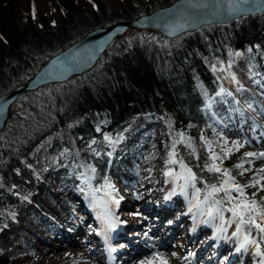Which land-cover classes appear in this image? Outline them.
<instances>
[{
    "label": "trees",
    "instance_id": "trees-1",
    "mask_svg": "<svg viewBox=\"0 0 264 264\" xmlns=\"http://www.w3.org/2000/svg\"><path fill=\"white\" fill-rule=\"evenodd\" d=\"M172 1L0 0V95L25 82L49 57L88 31L132 20ZM126 35L114 41L88 73L42 86L13 105L0 132V264L31 262L33 243L42 229L40 218L49 216L47 209L58 212L67 200L64 193L80 172L78 159L104 170L108 155L99 140L109 134L116 148L115 138L137 116L169 115L174 129L188 133L195 146L191 150L177 143L176 160L192 170L204 189L206 184L219 182L221 174L205 167L212 160L201 140L209 136L203 108L221 84L225 90L235 89L241 83L247 85L251 75L264 73V11L225 25L204 26L178 36L175 42L142 30ZM229 51L239 53V68L243 63L251 66L249 75L239 72L237 79L230 72L228 78L212 68L213 59L229 68L235 66ZM20 106L25 107L23 113L17 111ZM100 118L104 122L99 123ZM65 129L73 139L75 167L64 155L58 167L43 171L35 149ZM91 141L93 151L85 150ZM57 145L61 143L54 138L49 151L56 152L53 146ZM128 148L122 154L126 162L138 154ZM223 161L221 169L240 179L237 167ZM19 204L22 213L13 209ZM223 205L231 207L227 201Z\"/></svg>",
    "mask_w": 264,
    "mask_h": 264
},
{
    "label": "rangeland",
    "instance_id": "rangeland-1",
    "mask_svg": "<svg viewBox=\"0 0 264 264\" xmlns=\"http://www.w3.org/2000/svg\"><path fill=\"white\" fill-rule=\"evenodd\" d=\"M126 37L128 38L129 36L126 35ZM179 37L171 40L175 42ZM228 57L235 66L229 68L230 66L217 59L212 61V68L218 70L221 76L229 78V73L231 72L238 79L239 72H244L247 75L251 73L250 65L243 63L244 65L242 64L240 68L237 66L236 55L232 51L228 52ZM251 76L248 78L249 83L247 85L241 83L242 85L235 89L233 87L226 89L234 91L233 96L232 92L229 91L231 92L230 94L221 84L219 92L206 99L203 113L207 118L209 136H201V140L206 145L209 155L215 153L220 157V159L215 161L212 160V163L219 165L220 168L224 162L223 158L235 166L242 165V167H237L240 179L236 180L234 178V181L242 186L254 185L244 187V196L248 200L255 199L259 203V200L264 198V190H262L264 189V172L260 171L264 169L262 167L264 158L261 160L255 158V160L250 162L244 155L243 149H245V146L251 147L258 156V154L264 153V144H259V146L255 147V145L253 146V144L247 142L245 138L240 137L238 131H231L230 128L231 125L238 127L245 137H251L252 134L258 136V133L264 132V116H262L264 115V73ZM226 93L228 94L226 95ZM24 110L25 107L20 106L17 111L23 113ZM102 122H104V119L100 118L99 123ZM263 136L264 134L262 133L261 137ZM54 138H57L61 145L59 148H57L58 145L53 146L57 148L56 152H50ZM258 141L264 142L260 138H258ZM114 142L116 148L112 147L113 143L110 141L109 134H104L102 139L99 140L98 144L103 147V150L108 155L106 167L102 171H98L93 164L83 158L78 159L80 161V172L76 182L64 193L67 196V200L63 201L64 203L56 213L47 209V214L53 218L48 215H43L40 218L42 229L39 233L40 237L33 243L35 255L29 264H75L79 260L86 258L96 264H100L92 255L94 248H97L96 252L98 251V254H101L104 248L108 257L114 256V258L110 259L111 262L118 260L116 264H121L122 259L119 253L126 250L118 248L125 246V235L114 236L109 239L107 244L109 250L104 245L105 243L96 242L97 239L101 241L102 230L109 228L108 224L113 217L114 221L118 219L125 224V228H130V226L142 227L137 237L140 239L147 237L144 241L150 243L153 241L154 234H149L148 229L145 228L146 225L142 226L145 224V220L153 223L157 229L160 227V232L162 233L167 226L166 222L174 223L176 220L179 221L180 214L188 210V204L183 207L177 205L176 210H173L170 215L171 218L163 217L158 213L154 214L157 209L160 208L159 210H161L168 202L173 205L174 193L180 192L178 190L179 183L184 181L176 178V175L181 172L179 163H167L169 153L173 151L174 142L175 148L177 143H182L188 147L190 142L191 148H188L191 150L195 149L190 135L184 131L175 130L173 120L169 115L154 119L148 115L137 116L115 138ZM234 142L237 147L233 146ZM68 143L71 146L73 139L69 131L65 129L64 132L55 135V137L47 138L37 146L34 151V157L38 158L43 171L58 167L60 165L59 158L64 157V155L69 156L71 159L73 155H76L73 150L74 146L68 147ZM94 147L95 145L91 141L84 149L93 151ZM127 148L128 150L136 149L138 151L137 157L129 158L128 162L122 157V154L127 152ZM226 150H230L227 156L224 154ZM113 152H116V155ZM173 159H176V157L174 156ZM73 161L75 163V160L72 159L70 165L75 167ZM169 171L173 175L166 176L165 173ZM106 181L111 187L106 185ZM194 183L204 193L200 197L196 195L195 188L191 185L185 188L182 192L183 197L184 195H188L189 198H191V195L195 196L190 201L191 204H195L197 201H204L205 195L202 185L196 181ZM231 195L233 197L238 196L236 192H232ZM209 201L212 203V200ZM182 202L185 201L182 200ZM204 206L208 207V204L205 203ZM13 209L21 213L24 210L21 204L14 206ZM189 209L191 210V207ZM222 209L227 208L222 206ZM227 212L229 213L230 211ZM194 215L190 216L189 223L184 226L180 224V229H182L181 236L170 238L169 242L173 251L170 257L180 263L204 264L208 261L209 264H226L228 258L235 250L234 241L236 242V237L232 241L233 251L229 255L224 254L223 251L221 254L214 256V252H211L213 250L212 246H214L212 241L210 243V240H208V246L206 247V240H200V238L203 236V239L205 237L207 239L206 234L209 233L213 235L212 226L219 223L221 218L214 212L212 221L209 222V227L207 226L202 232L200 231V235L196 238L193 233H190L194 225L193 217H197L196 214ZM230 215L232 216V214ZM257 222H260L259 219ZM230 225L232 228H236L235 222ZM245 227L247 228L249 241L257 239V244L248 242L246 249L243 250L244 254L239 255V260L246 254L248 255L247 261H249V264H264V234L259 233L257 229L248 225H245ZM169 233L170 231H167L168 236L170 235ZM217 233L218 239H223L227 235L226 229L221 230V232L217 230ZM121 237H123V240ZM102 238L105 237L102 236ZM208 248L210 249L207 250ZM257 251H259L260 255H257ZM24 255L16 256V258H21ZM234 261L237 264L239 263L238 260L234 259Z\"/></svg>",
    "mask_w": 264,
    "mask_h": 264
},
{
    "label": "water",
    "instance_id": "water-1",
    "mask_svg": "<svg viewBox=\"0 0 264 264\" xmlns=\"http://www.w3.org/2000/svg\"><path fill=\"white\" fill-rule=\"evenodd\" d=\"M199 0H173L165 6L132 20L116 21L105 27L94 28L64 49L43 62L25 82L14 85L0 95V132L4 130L11 117L13 105L19 98L38 88L65 83L72 77L91 71L108 47L116 40H121L130 30H142L171 40L186 33L195 32L204 26L225 25L244 16L260 14L264 11V0H249L240 4L239 10L227 11L228 0H220V7L215 8L217 0H207V9L193 8ZM238 4L239 0H231Z\"/></svg>",
    "mask_w": 264,
    "mask_h": 264
},
{
    "label": "bare ground",
    "instance_id": "bare-ground-1",
    "mask_svg": "<svg viewBox=\"0 0 264 264\" xmlns=\"http://www.w3.org/2000/svg\"><path fill=\"white\" fill-rule=\"evenodd\" d=\"M245 95V94H244ZM264 97V96H263ZM246 98V97H245ZM248 99V98H246ZM258 106H260L259 103H257ZM257 109V108H256ZM264 116V115H262ZM261 116V117H262ZM234 125H231V131H238L240 133V137L245 138L247 142L253 144V146L255 145V147L259 146V144H264L261 143L260 141H258V138H260L261 141H264V136L261 137L262 133H258V136L256 134H252L251 137H245L244 133L240 132V129L238 127H233ZM238 134V133H237ZM239 136V134H238ZM236 139V138H235ZM237 140V139H236ZM244 155L246 153H254L253 149L251 147H244ZM255 154V153H254ZM247 159L251 161L255 160V158L257 160H261L262 158L259 157V154L257 156L254 157H246ZM262 167H264V163L262 164ZM179 183V182H178ZM184 184V181L182 183H179V191L180 192H175L174 193V203L169 204L166 203L165 206H163L161 208V210L157 209V211L154 212V214L156 215L157 213L163 217H170V215L172 214L173 210H176L177 205H180V207H183L184 205L188 204V210L186 212L183 211L182 214H180L179 217V221L176 220V222H169L170 226L165 227V231L164 232H160V227L157 229L153 223L151 224L152 227V233L154 235H156L152 240V242L150 243H146L143 239H146V237L143 239H140L137 237V235L139 234V230L140 228L142 229V227H131L130 228H125V224H123L122 222H120L118 219L117 221H114V217L110 220V223L113 222L112 227L108 228L107 230L103 229L102 230V236L104 237L109 235L111 232H114L113 229L117 228L118 232L120 234V236L123 235V233H125L126 237L128 238L127 242L125 243V250L126 251H120L119 255H121L122 258V263L121 264H188V263H180L177 260H174L170 257V254H172V245L169 242L170 238L172 236L175 238H178L179 236L182 235V229H180V224L181 225H185L186 223H189V218L190 216H193L194 214H196L197 212L200 214H196L197 217H193L194 220V225L191 229L190 233H193L194 237H198L200 235V233L209 225L212 221V216H214V212H212L211 215H209V208L211 206V202L208 201L206 204H208V207L204 206L205 203L203 201H197L195 204H191L190 201L193 200V198H195L194 195H191V198L184 195H182V190H181V186ZM195 189H198L197 186H195ZM203 191L201 190L199 192V196L202 197L201 195H203ZM173 199V198H172ZM182 200H184L185 202H182ZM191 206H190V205ZM210 204V205H209ZM193 206H197V207H193ZM224 208H228L224 205H222ZM191 207V210L189 209ZM204 209V210H203ZM202 210V211H200ZM181 213V212H180ZM230 213V212H229ZM226 210L223 211V221L221 220L219 223L213 225L211 223L212 229H213V235L211 233L206 234V236L208 237L207 239H203V236L200 238V240H206L205 242V246H208L207 241L210 240V243L212 241V244H214V246H212L213 250H211V252H214V256L221 254L224 251V254L229 255V253L232 250V241H234V237H236V242L234 241V245H236L235 247V252L233 251V253L230 255V257L228 258V261L226 264H237L235 260H238L239 263L238 264H249L248 260V255H244L243 258L241 260H239V255L240 254H244V251L246 249V245L248 244V242H245V236H247V228L244 226L243 231L238 234V235H233V233L236 232V228H232L231 225L229 223H226V221H229V219H232V216L229 214ZM169 215V216H167ZM195 216V215H194ZM171 218V217H170ZM209 220V221H208ZM166 221V220H165ZM180 221H182L180 223ZM108 222V221H107ZM109 223V222H108ZM182 226V227H183ZM189 227V226H188ZM231 227V228H230ZM146 228V226H145ZM177 228V230H176ZM227 231V235L224 236L223 239H218V233L217 230H225ZM149 231V229H148ZM167 231H170V236L167 235ZM201 231V232H200ZM114 235H116L115 233H113ZM192 235V236H193ZM248 237V236H247ZM123 240V237H121ZM194 239V238H193ZM94 240V239H93ZM136 240L139 242V245L136 243ZM249 240V237H248ZM252 240V239H251ZM257 240V239H255ZM97 243H102L99 239H97L96 241ZM197 242V241H196ZM116 243V242H115ZM118 244V243H117ZM122 244V243H121ZM244 245V247H241V245ZM98 245V244H97ZM116 246V244H115ZM121 246V245H120ZM117 247V246H116ZM115 247V248H116ZM205 247V248H206ZM110 248V246H109ZM252 248V247H251ZM97 248L93 249L92 255L93 257H95L97 259V261L100 264H109L106 261V254L103 251L101 252V254H98V251L96 252ZM210 248H208L207 250H209ZM112 250V249H111ZM110 250V251H111ZM113 253V252H112ZM128 254V256H127ZM208 254V253H207ZM255 254V253H254ZM96 255V256H95ZM214 258V257H213ZM213 263V262H212ZM75 264H96L92 261H90L88 258L84 259V260H79V262L75 263ZM204 264H209L208 261H206V263Z\"/></svg>",
    "mask_w": 264,
    "mask_h": 264
},
{
    "label": "snow or ice",
    "instance_id": "snow-or-ice-1",
    "mask_svg": "<svg viewBox=\"0 0 264 264\" xmlns=\"http://www.w3.org/2000/svg\"><path fill=\"white\" fill-rule=\"evenodd\" d=\"M249 0H239L238 4H234L231 2V0H228L227 3V11L229 13H233L235 11L239 10L240 4H246ZM193 8L198 9H207L209 7V4L207 3V0H199V2L194 3L191 5ZM220 7V0H217L215 8L218 11ZM236 55H239L237 53ZM234 147H237V145L233 144ZM188 147L191 148V143L189 142ZM210 147V146H209ZM230 150L225 151V156L228 155ZM176 155L175 153V142L173 145V151L169 153V159L167 161L168 164H176L179 163V166L181 168V172L176 175L177 179H183L184 184L181 186V190L183 191L185 188H187L189 185H191L193 188H195V181L197 179L196 175L192 172L190 168H188L182 160L177 161L176 159H173V157ZM246 157H254L256 154L254 153H246ZM260 158H264V153L259 154ZM210 160H217L220 159L215 153L209 156ZM206 169L210 173H220L221 178L219 179L218 183H212V184H206L205 185V195H204V203H207L209 200H212V204L209 208V215L212 214L213 211L217 213V215L220 216L221 220L223 221V211H230L232 213V220L226 221V223H236V232L233 233V235L240 234L245 225H248L249 227H253L257 229V231L261 234H264V198H261V203H258L255 199L248 200L244 196V187L248 186H254V185H239L236 184L234 181V178L230 175L229 170L227 169H221L219 165L212 163V164H206ZM236 167H242V165H237ZM94 171V170H93ZM261 172H264V169L260 170ZM166 176L173 175L171 171L165 173ZM108 187H111L110 184L105 182ZM264 190V189H262ZM196 195L199 196V189H195ZM232 192H236L238 194L237 197H233L231 195ZM217 193H223L222 197H217ZM255 195V193H253ZM227 201L231 207L227 209H222V205ZM259 219V223L257 220ZM108 227L111 228L112 224L109 223ZM245 242H250L252 244H257L256 240H248V237L245 236ZM241 247H244L242 244ZM257 255H260L259 251H257Z\"/></svg>",
    "mask_w": 264,
    "mask_h": 264
}]
</instances>
